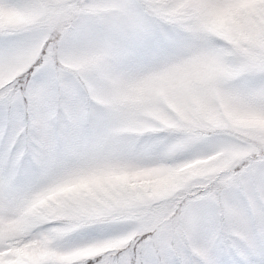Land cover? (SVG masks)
<instances>
[{
  "label": "snow or ice",
  "instance_id": "snow-or-ice-1",
  "mask_svg": "<svg viewBox=\"0 0 264 264\" xmlns=\"http://www.w3.org/2000/svg\"><path fill=\"white\" fill-rule=\"evenodd\" d=\"M0 264H264V0H0Z\"/></svg>",
  "mask_w": 264,
  "mask_h": 264
}]
</instances>
